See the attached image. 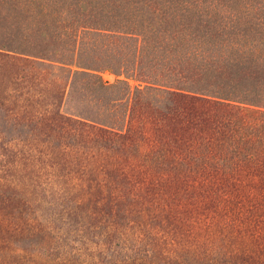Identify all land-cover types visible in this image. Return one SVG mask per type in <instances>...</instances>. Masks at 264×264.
<instances>
[{
	"label": "trees",
	"instance_id": "1",
	"mask_svg": "<svg viewBox=\"0 0 264 264\" xmlns=\"http://www.w3.org/2000/svg\"><path fill=\"white\" fill-rule=\"evenodd\" d=\"M11 6L16 14L0 30V64L12 67L0 66L3 133L23 143L24 132L38 137L40 157L51 161L57 150L71 153L78 163L70 159L61 177L75 179L79 191L101 190L96 210L123 205L131 211L121 212L122 220L133 216L147 226L157 219L172 230L169 220L182 207L177 196L160 198L170 183L206 189L239 211L264 202V0ZM105 71L118 79L104 81ZM123 165L136 166L145 180L134 196L117 181L114 171ZM246 184L257 195L244 193ZM83 199L73 204L90 201ZM155 237L143 234L141 242L168 240ZM134 253L124 264H160L150 249ZM215 257L207 261L232 264ZM178 258L164 264H207Z\"/></svg>",
	"mask_w": 264,
	"mask_h": 264
},
{
	"label": "rangeland",
	"instance_id": "2",
	"mask_svg": "<svg viewBox=\"0 0 264 264\" xmlns=\"http://www.w3.org/2000/svg\"><path fill=\"white\" fill-rule=\"evenodd\" d=\"M12 3L0 0V30L7 18L16 14ZM69 46L60 50L67 51ZM2 62L3 72L12 68L7 60ZM102 78L109 83L118 79L107 71ZM3 87L0 81V93ZM2 123L0 118V264H124L138 249H150L160 264L177 262L178 256L210 264V255L232 264H264V202L251 213L239 211L235 202L219 203L206 189L188 192V184L170 183L160 198L177 196L173 202L182 207L178 211L182 215L169 220L172 230L157 219L147 226L133 216L122 220L121 212L131 210L123 205L96 210L93 202H101V190L79 191L75 179L61 177L60 168L70 166L71 153L63 155L57 150L55 161L42 158L38 137L24 132L22 137L28 142L13 141L11 135L3 133L8 128ZM33 129L42 133L40 128ZM72 160L75 167L78 161ZM136 170V166L123 165L114 171L128 196H134L145 181ZM246 188L244 193H257L247 184ZM80 198L90 201L82 207L73 204ZM107 231L111 235L108 239ZM143 234L152 235V240L155 234H165L168 240L153 244L148 238L141 242ZM214 251L217 253L212 254ZM142 263L151 264L148 260ZM126 264L137 263L132 259Z\"/></svg>",
	"mask_w": 264,
	"mask_h": 264
}]
</instances>
